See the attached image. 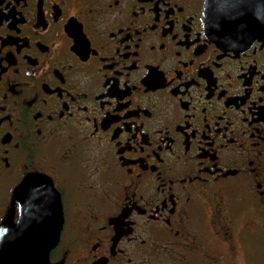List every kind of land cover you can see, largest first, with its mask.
I'll return each instance as SVG.
<instances>
[{
    "label": "flooded vegetation",
    "instance_id": "1",
    "mask_svg": "<svg viewBox=\"0 0 264 264\" xmlns=\"http://www.w3.org/2000/svg\"><path fill=\"white\" fill-rule=\"evenodd\" d=\"M58 209L48 264H264V0H0V231Z\"/></svg>",
    "mask_w": 264,
    "mask_h": 264
},
{
    "label": "water",
    "instance_id": "2",
    "mask_svg": "<svg viewBox=\"0 0 264 264\" xmlns=\"http://www.w3.org/2000/svg\"><path fill=\"white\" fill-rule=\"evenodd\" d=\"M30 182H33V180L24 182L23 186L21 185V190H25L27 187L25 184ZM42 188L41 186L36 188V190ZM6 225L7 221L3 224L0 231V264H48L49 252L57 245L60 238L63 218L58 209L56 231L53 230L48 237L37 235L30 238L26 233L16 231L15 235L11 236V240L6 235Z\"/></svg>",
    "mask_w": 264,
    "mask_h": 264
},
{
    "label": "rangeland",
    "instance_id": "3",
    "mask_svg": "<svg viewBox=\"0 0 264 264\" xmlns=\"http://www.w3.org/2000/svg\"><path fill=\"white\" fill-rule=\"evenodd\" d=\"M252 243H253V242H250V244H249V246H250L251 248H252V246L254 245V243H253V244H252ZM249 246H248V247H249Z\"/></svg>",
    "mask_w": 264,
    "mask_h": 264
}]
</instances>
